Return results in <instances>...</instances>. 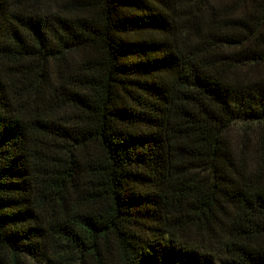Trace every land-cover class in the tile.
Returning a JSON list of instances; mask_svg holds the SVG:
<instances>
[{
    "label": "trees",
    "instance_id": "1",
    "mask_svg": "<svg viewBox=\"0 0 264 264\" xmlns=\"http://www.w3.org/2000/svg\"><path fill=\"white\" fill-rule=\"evenodd\" d=\"M0 264H264V0H0Z\"/></svg>",
    "mask_w": 264,
    "mask_h": 264
},
{
    "label": "rangeland",
    "instance_id": "2",
    "mask_svg": "<svg viewBox=\"0 0 264 264\" xmlns=\"http://www.w3.org/2000/svg\"><path fill=\"white\" fill-rule=\"evenodd\" d=\"M238 137V127H232L229 131V138L233 141Z\"/></svg>",
    "mask_w": 264,
    "mask_h": 264
}]
</instances>
